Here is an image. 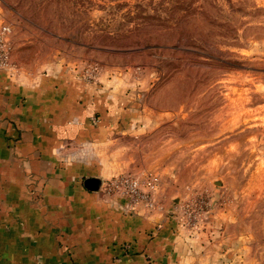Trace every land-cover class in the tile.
<instances>
[{"label":"rangeland","instance_id":"rangeland-1","mask_svg":"<svg viewBox=\"0 0 264 264\" xmlns=\"http://www.w3.org/2000/svg\"><path fill=\"white\" fill-rule=\"evenodd\" d=\"M3 27L25 80L128 84L146 130L110 153L131 205L165 210L205 264H264V0H0Z\"/></svg>","mask_w":264,"mask_h":264},{"label":"crops","instance_id":"crops-1","mask_svg":"<svg viewBox=\"0 0 264 264\" xmlns=\"http://www.w3.org/2000/svg\"><path fill=\"white\" fill-rule=\"evenodd\" d=\"M129 88L0 70V264H205L165 210L109 186L110 144L146 130Z\"/></svg>","mask_w":264,"mask_h":264},{"label":"built area","instance_id":"built-area-1","mask_svg":"<svg viewBox=\"0 0 264 264\" xmlns=\"http://www.w3.org/2000/svg\"><path fill=\"white\" fill-rule=\"evenodd\" d=\"M5 31H8V27H3L2 31L0 32V36L1 34H3ZM0 70L4 69L7 67L8 65V55H7V51L4 48L3 45V40L0 37ZM150 182L152 181H146L147 184H150ZM138 185H139V181L137 179L134 178H128V177H117L115 180L111 181L109 183L110 188H119L120 186H123L126 191H123L122 193L127 194L128 195V200L129 202H136L138 199L144 197V195H142L138 189ZM151 187H154V184L151 185ZM124 194V195H125Z\"/></svg>","mask_w":264,"mask_h":264}]
</instances>
